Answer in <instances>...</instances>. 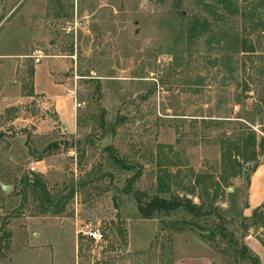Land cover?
<instances>
[{
	"label": "rangeland",
	"instance_id": "1",
	"mask_svg": "<svg viewBox=\"0 0 264 264\" xmlns=\"http://www.w3.org/2000/svg\"><path fill=\"white\" fill-rule=\"evenodd\" d=\"M179 1L0 0V184L10 187L0 189V240L10 235L0 264H229L210 241L174 228L187 216L141 219L134 193L155 195L164 171L183 184L219 174L221 142L247 126L246 112L264 88L263 34L253 29L264 19V0H231L245 17L227 14L217 0H202L213 14L199 0ZM195 16L212 32L188 42L180 28ZM239 35L254 53H236ZM36 49L45 55L39 64L30 57ZM34 67L38 91L69 121L65 89L76 83L75 133L53 122L43 96L28 99ZM250 129L264 137L258 116ZM109 134L113 155L132 170H120L98 147ZM32 174L53 198L73 190L61 215L23 203L21 181ZM248 185L231 180L216 205L242 212ZM86 227L99 230L102 242L84 237ZM248 234L264 242L263 230Z\"/></svg>",
	"mask_w": 264,
	"mask_h": 264
},
{
	"label": "trees",
	"instance_id": "2",
	"mask_svg": "<svg viewBox=\"0 0 264 264\" xmlns=\"http://www.w3.org/2000/svg\"><path fill=\"white\" fill-rule=\"evenodd\" d=\"M175 1L176 5H180L179 0ZM217 4L229 15H243L245 17V12H240V8L231 0H217ZM258 4L264 11V2L260 1ZM198 5L201 6L202 11L213 14L214 7L208 4L207 1L202 2V0H199ZM255 8H253V11H255ZM179 18H183L181 13ZM253 29H260L264 44V19L258 18L253 24ZM242 30L246 31L245 26ZM182 32L185 39L192 42L212 31L206 18L195 16L185 26L181 25L180 36L183 35ZM233 42L236 53L243 56L254 53V49L240 35ZM230 69L232 73L233 69ZM244 85L245 91L249 92L247 83ZM240 104V102H237V105ZM246 114L249 116L244 118L247 126L240 125L238 133L225 139L220 144L219 174L217 176L213 174H196L192 177L191 182L183 184L176 177L164 171L162 175L156 177L155 195L147 198L138 192L134 193L137 211L141 219L169 218L173 215L187 216L179 226L177 225L174 228L177 231H183L185 228L189 229L199 237L210 241L212 247L229 264H261L258 257L249 250L243 240L250 229L264 231V213L262 211L264 204L254 209L250 217H244L242 212H236L230 206L227 210H223L216 205L224 197V189L229 187L231 180L243 177L249 184L250 175L258 167V158L264 155V137H257L250 129V126L254 125L256 116L264 121V88L257 93L256 104ZM111 129L113 131V128ZM49 148L58 149V143L49 146ZM102 150L108 154V157L120 170L130 171L133 169L113 155V147L109 146ZM251 163V168H248ZM245 171L246 174H243ZM138 179L139 173H136L128 180L127 186L124 188L126 194L131 193V186ZM20 193L23 203L27 199H31L37 204L39 214H51L52 216L61 215L67 202L73 196V190H70L65 196L53 198L47 190L43 177L34 174L30 178H24L21 181ZM228 195L232 197L233 194ZM191 196L198 202L195 203L190 199ZM202 220L206 221L202 222ZM236 227L242 230L240 239L235 238ZM9 236V233H6L0 240V254ZM261 246L264 248V242H261Z\"/></svg>",
	"mask_w": 264,
	"mask_h": 264
},
{
	"label": "crops",
	"instance_id": "3",
	"mask_svg": "<svg viewBox=\"0 0 264 264\" xmlns=\"http://www.w3.org/2000/svg\"><path fill=\"white\" fill-rule=\"evenodd\" d=\"M32 96L28 99H32L33 96H43L44 104L46 107H51L55 117L53 122L58 121L60 123L61 129H64L66 133L73 134L76 131V121H75V108L72 106V117L69 121L64 114L60 113L59 107H57L56 101L51 99L49 94H45L38 91V84L36 81V68H33V83H32ZM31 95V94H30ZM41 162L35 163L40 164ZM247 201L246 207L242 210V215L244 217H250L253 210L262 206L264 204V161L259 164L256 170L250 175L249 185L247 190ZM244 244L249 248V250L258 257L261 264H264V248L261 244L253 238L251 235H247L244 240Z\"/></svg>",
	"mask_w": 264,
	"mask_h": 264
},
{
	"label": "built area",
	"instance_id": "4",
	"mask_svg": "<svg viewBox=\"0 0 264 264\" xmlns=\"http://www.w3.org/2000/svg\"><path fill=\"white\" fill-rule=\"evenodd\" d=\"M30 57L31 59H33V62L35 64H39L45 58V55L42 53L41 50L36 49L33 51ZM74 79L75 81L77 80L76 77ZM65 93L72 99L75 110L80 108V104L77 102L76 83L74 84L71 90L65 89ZM81 234L87 239L94 241L95 243L102 242L103 240V236L100 231L96 229H91L90 227H86L85 230L81 231Z\"/></svg>",
	"mask_w": 264,
	"mask_h": 264
},
{
	"label": "water",
	"instance_id": "5",
	"mask_svg": "<svg viewBox=\"0 0 264 264\" xmlns=\"http://www.w3.org/2000/svg\"><path fill=\"white\" fill-rule=\"evenodd\" d=\"M111 135L109 134L108 135V138H106V139H104L103 141H100L99 143H98V147L100 148V149H105V148H107V147H109V146H111ZM245 173V172H244ZM0 189L2 190V192H7V191H9V189H10V187L9 186H5V185H3V184H0ZM231 189H229V191H230Z\"/></svg>",
	"mask_w": 264,
	"mask_h": 264
}]
</instances>
